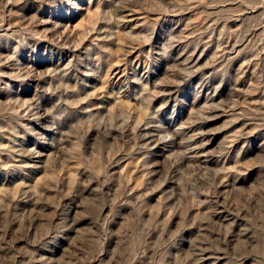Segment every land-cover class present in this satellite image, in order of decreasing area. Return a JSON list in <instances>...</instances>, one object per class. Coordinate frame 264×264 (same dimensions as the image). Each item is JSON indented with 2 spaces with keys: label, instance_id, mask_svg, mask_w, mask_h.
<instances>
[{
  "label": "rangeland",
  "instance_id": "1",
  "mask_svg": "<svg viewBox=\"0 0 264 264\" xmlns=\"http://www.w3.org/2000/svg\"><path fill=\"white\" fill-rule=\"evenodd\" d=\"M0 264H264V0H0Z\"/></svg>",
  "mask_w": 264,
  "mask_h": 264
}]
</instances>
